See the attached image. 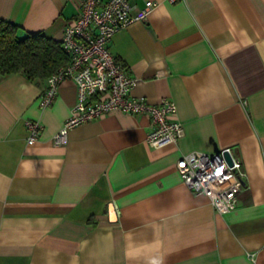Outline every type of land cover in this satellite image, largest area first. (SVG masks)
<instances>
[{"label":"crops","instance_id":"obj_1","mask_svg":"<svg viewBox=\"0 0 264 264\" xmlns=\"http://www.w3.org/2000/svg\"><path fill=\"white\" fill-rule=\"evenodd\" d=\"M154 1L109 48L135 78L132 96L174 102V144L148 143V113L113 110L56 145L74 82L42 108L45 81L0 76V264H264V0ZM77 12L78 0H0V18L56 40ZM30 119L42 127L28 144ZM227 147L244 189L219 213L176 161Z\"/></svg>","mask_w":264,"mask_h":264},{"label":"built area","instance_id":"obj_2","mask_svg":"<svg viewBox=\"0 0 264 264\" xmlns=\"http://www.w3.org/2000/svg\"><path fill=\"white\" fill-rule=\"evenodd\" d=\"M144 2V7L131 15L130 0H78V12L65 24L61 38L68 61L46 78L37 97L38 105L46 107L52 103L64 79L75 84L76 101L71 114L54 134V144L66 141L71 126L113 110L148 113L150 129L147 141L152 147L174 144L181 136L182 125L174 102L163 98L157 103H148L143 97L132 96L130 89L135 78L128 74L124 63L109 48L117 29L146 19L147 11L155 1ZM26 127L27 143L31 144L42 125L30 119L26 120ZM225 150L231 164L223 155ZM176 168L183 182L192 191L204 194L219 213L227 212L238 204L244 189L245 173L232 147L213 153L198 150L184 153L176 161ZM114 210L118 215L115 207Z\"/></svg>","mask_w":264,"mask_h":264},{"label":"trees","instance_id":"obj_3","mask_svg":"<svg viewBox=\"0 0 264 264\" xmlns=\"http://www.w3.org/2000/svg\"><path fill=\"white\" fill-rule=\"evenodd\" d=\"M67 61L61 40L22 32L18 25L0 18V76L20 72L31 80L45 81Z\"/></svg>","mask_w":264,"mask_h":264},{"label":"water","instance_id":"obj_4","mask_svg":"<svg viewBox=\"0 0 264 264\" xmlns=\"http://www.w3.org/2000/svg\"><path fill=\"white\" fill-rule=\"evenodd\" d=\"M223 155H224L225 159L228 161V163L231 164L230 156H229V154H228V152L226 150L223 151Z\"/></svg>","mask_w":264,"mask_h":264}]
</instances>
